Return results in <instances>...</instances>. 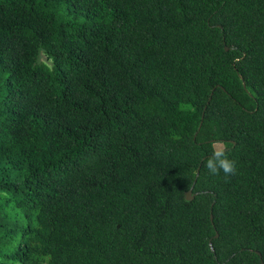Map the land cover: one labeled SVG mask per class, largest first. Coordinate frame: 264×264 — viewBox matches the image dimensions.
I'll return each instance as SVG.
<instances>
[{"label":"trees","instance_id":"obj_1","mask_svg":"<svg viewBox=\"0 0 264 264\" xmlns=\"http://www.w3.org/2000/svg\"><path fill=\"white\" fill-rule=\"evenodd\" d=\"M0 264H264V0H0Z\"/></svg>","mask_w":264,"mask_h":264},{"label":"clouds","instance_id":"obj_2","mask_svg":"<svg viewBox=\"0 0 264 264\" xmlns=\"http://www.w3.org/2000/svg\"><path fill=\"white\" fill-rule=\"evenodd\" d=\"M203 166L209 175L219 177L222 174L226 180L238 172L237 161L229 157L226 145L220 142L211 145Z\"/></svg>","mask_w":264,"mask_h":264},{"label":"water","instance_id":"obj_3","mask_svg":"<svg viewBox=\"0 0 264 264\" xmlns=\"http://www.w3.org/2000/svg\"><path fill=\"white\" fill-rule=\"evenodd\" d=\"M225 50H227V47H225ZM209 99H210V97H209ZM192 194H191V189L190 190H188L187 192H186V195H185V198L187 199V200H189V199H192ZM258 253V252H257ZM259 254V253H258Z\"/></svg>","mask_w":264,"mask_h":264},{"label":"rangeland","instance_id":"obj_4","mask_svg":"<svg viewBox=\"0 0 264 264\" xmlns=\"http://www.w3.org/2000/svg\"><path fill=\"white\" fill-rule=\"evenodd\" d=\"M42 59H45L44 55L41 56Z\"/></svg>","mask_w":264,"mask_h":264}]
</instances>
